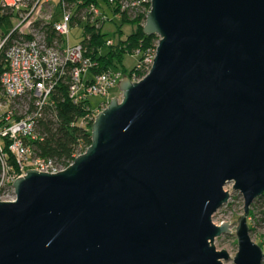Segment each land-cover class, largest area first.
Masks as SVG:
<instances>
[{"label": "water", "instance_id": "95a60500", "mask_svg": "<svg viewBox=\"0 0 264 264\" xmlns=\"http://www.w3.org/2000/svg\"><path fill=\"white\" fill-rule=\"evenodd\" d=\"M149 1L150 73L119 82L66 170L16 180L0 264H223L228 183L245 202L234 264H263L249 217L264 195V0Z\"/></svg>", "mask_w": 264, "mask_h": 264}, {"label": "built area", "instance_id": "2783aa9c", "mask_svg": "<svg viewBox=\"0 0 264 264\" xmlns=\"http://www.w3.org/2000/svg\"><path fill=\"white\" fill-rule=\"evenodd\" d=\"M116 1L109 0V4L114 6ZM148 3L149 0H120V10L127 14L145 11ZM1 8L11 24L7 31L0 29V202H7L15 201L14 183L29 171L58 174L74 162L64 166L38 155L35 147L45 140L43 125L56 109L55 98L61 97L62 85L68 87L66 97L84 110L72 127L90 130L98 111L108 105L112 90L125 77L116 69L93 73L96 63L87 56L85 45H70V27L76 22L74 7L68 0H1ZM49 10L53 14L47 15ZM88 12L96 28L119 17H108L91 6L80 25L87 21ZM106 45L114 46V40L109 39ZM156 52H136L140 56L136 68L144 77L154 65ZM132 76L134 82L144 78L137 80L135 73ZM94 98L102 101L98 107L90 102ZM80 155L76 152L74 158Z\"/></svg>", "mask_w": 264, "mask_h": 264}, {"label": "trees", "instance_id": "16d2710c", "mask_svg": "<svg viewBox=\"0 0 264 264\" xmlns=\"http://www.w3.org/2000/svg\"><path fill=\"white\" fill-rule=\"evenodd\" d=\"M70 5L74 7L75 22H83V14L89 11L91 6L99 8L103 14L108 17L119 16V36L120 40L114 46L108 47V37L101 29H97L96 25L91 24V15L86 14V22L84 35L80 43L85 45L87 56L90 57L96 66L92 69L95 74H100L110 69L118 70L122 67L125 72L124 57L140 50L143 54L154 47L159 41L157 35H145L143 30L146 24L147 15L151 10V3L146 4L145 11H133L130 13H122L120 10V0H117L116 5L109 4V0H68ZM81 1V4L79 3ZM105 3L107 8H100V3ZM8 15L1 8L0 0V29L7 31L11 24L8 22ZM112 21H116L112 19ZM136 24L137 29L131 33L127 39H122V26ZM122 35V36H121ZM52 35L50 34V37ZM106 49L107 51H105ZM123 72V73H124ZM135 70L131 71L129 78L132 77ZM142 75V74H141ZM140 76V75H139ZM145 75H142V78ZM61 97H56V109L50 112L47 120L43 125V133L45 140L35 144L37 154L43 157L52 158L60 162L64 166H69L75 158L74 155L81 146L85 147V151L92 144V129L84 130L77 127H72V122L76 118L84 114L82 107L76 106L70 101L67 96V85H62ZM52 118V119H51ZM56 119V122L53 121ZM255 203L259 204V209L264 222V195ZM252 217V213H250Z\"/></svg>", "mask_w": 264, "mask_h": 264}, {"label": "rangeland", "instance_id": "374dc122", "mask_svg": "<svg viewBox=\"0 0 264 264\" xmlns=\"http://www.w3.org/2000/svg\"><path fill=\"white\" fill-rule=\"evenodd\" d=\"M55 3H59V1H55ZM107 7L108 6H106L105 3L103 2L100 3L101 9ZM51 14H53V11L49 10L47 15H51ZM115 20L116 21H114L113 23H107L106 26L100 23L99 28L100 29L102 28L103 32L107 34L109 38L113 39L114 43H117L118 40H120L118 30H119V25L121 23L119 17ZM77 25H80V23H75L74 26L72 25L70 27L69 38H70L71 46L78 45L81 42L82 37L84 35L85 24H82L80 26ZM136 29H137V25L133 23L122 26V35H123V36L121 35L122 39L123 40L127 39L131 33L136 31ZM158 44L159 41L155 43L154 47L148 49L147 53L155 49L157 50ZM104 50L107 51L106 49ZM139 62H140V56L137 55L136 52L132 53L131 55H126L124 57L125 72L122 67H119L118 70L124 72V77H128L131 71L135 70L134 73L137 76V80H140V78H142V75L144 73L142 72L140 73L136 68ZM129 79L133 81V76ZM115 98L118 99L120 102L123 100V94L121 93L119 87L112 90L111 99L108 105L104 109L98 111L97 115L102 111H104L105 109H107ZM0 100H1V95H0ZM90 102L93 105V107H98L100 103H102L100 98L91 99ZM86 151H85V147L81 146L78 149L77 153L82 155ZM225 191L230 194V200L214 215L213 222L217 226H221V223H230L231 233L217 238L214 244L219 252L226 251L230 256V261L222 260L223 264H234V259L239 250L236 231L238 228L239 220L244 215L245 202L241 193L234 190V183H228L225 186ZM259 207L260 206L258 203H254V205L252 206L251 209L252 217H249V226L252 229L251 231L252 240L256 242L258 245H260L264 251V222H262V216Z\"/></svg>", "mask_w": 264, "mask_h": 264}]
</instances>
